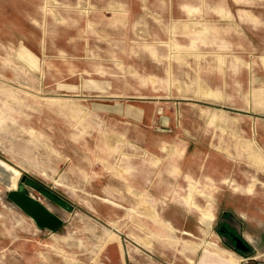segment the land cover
Instances as JSON below:
<instances>
[{"label":"rangeland","instance_id":"1","mask_svg":"<svg viewBox=\"0 0 264 264\" xmlns=\"http://www.w3.org/2000/svg\"><path fill=\"white\" fill-rule=\"evenodd\" d=\"M74 1V7L79 8L77 0ZM88 1L91 3L86 4L95 8L89 10L90 18L97 16L98 12L102 14L103 8L113 6L112 1L120 2L127 13L122 15V34L116 35V38H121L120 51H114L112 46L105 44L104 38L112 35L99 34L94 28L84 25V20L86 22L89 16L86 14L85 18L82 13H75L73 28L69 30L64 26L56 27L53 29L55 32L52 30V34H49L51 30L47 28L43 34L25 36L29 38L28 43H24L31 56L26 59L32 60L35 56L42 62L37 72L21 64L26 61L18 55L23 36L16 33L6 35L11 40L7 54L0 40V159L9 165L1 163L12 172L13 177L19 178L26 172L36 176L34 180L46 188V193L32 188H28V191L63 220L61 228L66 227L68 220L71 223L72 219L77 220L78 224L73 228L75 233L68 245L61 241L57 249L52 248L54 243L49 242L50 232L54 231L42 233L40 264H97L93 259L96 238L92 233L88 239L85 238L82 235L85 227L80 226L82 219L87 220L92 216L82 205L80 194L72 196L62 193L65 190L62 182L66 178L61 179L60 176L64 168L60 169L57 177L54 176L56 172L52 166L59 159L53 151L80 156L87 149L81 147L85 139L93 140V143L100 140L102 143L99 147H89L90 154L112 151L113 148L104 147V138L110 132L107 130L108 123L117 122H111L99 113L103 112V104L115 102H121L125 108V115L120 116L123 137L137 143L148 139L154 146L162 138L168 142H182L185 141L183 138H188V154L196 152L226 161L233 176L232 180L228 179L227 185L219 188L221 193L214 196L218 204L216 210L212 211L214 220L210 227L201 222V213L197 209L178 203L177 195L168 196L167 216L175 224H185L179 229L186 232L177 233L176 237L174 235L172 242L156 244L158 249L153 254L140 252V264H264V163L260 161L264 160V50L256 49L259 46L257 40L260 38L264 42V35L251 36L247 31L243 34L237 28H231L227 33L218 32L212 36L208 29L195 32L193 28H187V25H191V19L182 12L188 14L196 9L209 14L210 5L220 11V7L225 6L221 2ZM235 1L229 4L234 13L250 5L246 0ZM10 13L9 22L17 21V13ZM125 21L127 25H123ZM135 23L145 24L144 31L136 30L133 26ZM13 26L10 25L11 30L16 31L17 26ZM67 70L73 72V77L68 79L69 83L63 79L57 86L56 80L64 77ZM197 79L208 84L215 92L204 98L186 99L185 105L202 111L226 109L231 117L227 122L231 121L233 132L215 130L213 125L208 124L207 115H200V111L195 110L188 111L192 112L188 118L195 130L178 131L162 126L161 107L152 132L129 127L128 123L137 119L138 108L147 110L152 106H161L165 101H178L163 100V95L178 92L187 96L199 94L200 83ZM179 80L181 86L178 88ZM65 84L68 94H71L69 98L47 96L60 91V87L64 90L62 87ZM82 94H106L111 98H87ZM131 106L138 108L132 110ZM65 139H72L75 145L60 148L49 145L51 142L64 143ZM121 149L124 153L133 150L129 146ZM230 181L234 184L243 181L244 186L238 188L234 185L232 188ZM3 191L6 192V185L0 174V235L9 233L16 236L15 240L23 232L33 235L34 227L26 219H34L9 199L15 207L3 208V198L7 203V194H3ZM224 191L225 194L222 193ZM48 193H53L60 201L50 198ZM203 212L213 217L210 210ZM2 223L5 225L3 229ZM34 224L37 227L35 221ZM165 228L172 230L166 224ZM89 229L97 232L95 226ZM5 230L7 232L4 233ZM235 237L249 248L247 252L236 247ZM115 239L118 240L111 237L100 245V252ZM122 244L127 254L130 244L126 237L122 238ZM1 252L0 246V255ZM11 252L13 250L6 261L17 264V258H13ZM126 256V264H130ZM25 262L29 263V259Z\"/></svg>","mask_w":264,"mask_h":264},{"label":"crops","instance_id":"2","mask_svg":"<svg viewBox=\"0 0 264 264\" xmlns=\"http://www.w3.org/2000/svg\"><path fill=\"white\" fill-rule=\"evenodd\" d=\"M246 1L250 5L236 13L229 6L230 3H235V0H209L210 3L214 4L218 2L225 3V6H221L220 11H218L217 7L212 8L210 5L209 14H206L205 11L199 12L196 9L189 11L188 14L184 11L182 14L185 13L187 15L185 17L191 19V25H187V28H193L195 32H200L201 29L204 31L208 29L210 35L213 36L218 32L227 33L229 29L237 28V31L243 34L247 31V34H251V36L264 35V0ZM74 2V0H0V7L2 8L0 10V19L2 21L0 23V35H2L0 40L3 42L2 48L5 53L7 54L11 47L9 44L11 40L6 35L16 33V35L23 36L21 39L22 46L18 48V55L26 61L21 64L29 66L32 71L37 72L38 68L42 67V62L39 59L37 60L35 56L32 60L26 59L30 51L24 43L29 41L27 40L29 38L25 36L43 34L47 31V28L51 30L49 34H52V30L56 27L64 26L66 30H69L73 28L75 13H82L85 18V15L88 14L89 17L86 22L83 18L84 25L87 24L88 27L94 28L99 34L112 35L113 37H105L104 42L107 46H112L114 51L116 49L120 51L121 38H116V35L120 36L122 34L120 29L123 23L122 15L123 13L127 14L121 8L120 2L112 1L113 6L107 9L103 8L102 14L98 12L97 16L92 18H90L91 11L89 10H95V8L86 4L91 3L90 1L77 0L76 2L79 4L80 9L74 7ZM12 11L17 13V21L15 22H9L10 12ZM126 21L123 25L128 24ZM203 21L204 23H202ZM11 24L17 26L16 31L11 30ZM133 26L136 30L140 29L141 31H144L146 27L145 24L138 23L133 24ZM4 35L5 37H3ZM257 41L259 46L256 49L264 50L263 40L259 38ZM167 64L170 65L168 61ZM119 65L121 66V63ZM56 73L58 75V70ZM72 77V71H65V76L56 80L57 86L62 83L63 79L65 83H69L68 79ZM198 82L200 83L198 86L199 94L187 96L181 94V92H178V94L168 93L162 96L163 100L174 99L178 101H165L161 103V106H152L153 108L155 107L154 109L146 110L138 108V106L136 108L131 106L132 110L138 108V113L137 119L128 123L129 127L152 132L155 117L160 111L159 107H161L162 126H169L178 131L195 130V127L190 126L191 121L188 118L192 114V112L188 111L195 110L200 111V115H207L208 124L213 125L212 127L215 130L233 132L234 128L231 126V121H229L230 123L227 122L228 119L231 120V117L229 118V111L226 109L218 108L213 111L212 109L202 111L197 108H188L185 105L186 99L204 98L214 94L215 91L212 87L205 82H201V80ZM57 86L55 85V88L58 89ZM180 86L181 81L179 80L177 87L179 88ZM62 88L65 89L63 90L60 87V91L57 90L56 93L47 96L69 98L71 94H68L67 84ZM81 96L87 98H111L106 94L93 96L82 94ZM102 109L103 112L99 114H102L103 118L111 122H117V124L108 123L110 127L107 126V130L110 132L104 138V147L113 148L112 151H109L111 153L90 154L89 147H99L102 143L100 140L93 143V140L85 139L82 140L81 147L87 149L80 156L54 150L53 152L59 160L52 166L53 171L56 172L54 175L56 177L59 175L60 169L64 168L60 176L61 179L66 178L65 182H62L65 188L62 193L72 196L80 194L82 196V205L90 211L89 215L92 218L82 219L80 226L85 227L82 229V235L85 238L88 239V235L91 233L96 238L94 241L96 243V253L93 258L96 263L126 264V255H128L130 264H140L138 260L142 259L140 252L146 251L153 254L155 253L153 251L158 249L156 244L172 242L174 235L176 237V234L181 232L184 234L186 230L181 231L179 228L180 226L185 227V224H175L167 216L166 206L170 195L179 196L177 198L178 203H182L185 207L197 209L201 213V222L204 221L202 212L210 210L213 215L211 226L214 220L212 211L216 210L215 206L218 204V200L214 196L219 195L221 193L219 188L227 185L228 179L232 180L233 177L225 164L226 161L211 158L209 155L202 156L196 152L188 154V138H183L185 141L182 142H168L162 138L160 143L157 142L156 146L148 139H145L142 143H137L132 139L128 140L122 136L120 126V116L125 115V108L121 102L103 104ZM111 113L115 115H111ZM209 121L212 123H209ZM49 145L54 148H60L75 144L72 139H65L64 143L55 144L51 142ZM126 146L133 150L124 153L121 148ZM260 161L264 163L263 159H260ZM26 173L25 175L32 179L36 177L28 172ZM43 176L47 175L43 174ZM231 184L232 188L234 185L238 188H243L244 186L243 181L236 184L232 182ZM2 193L7 194L4 191ZM222 193L225 194L226 191ZM6 199L7 203H5L3 198V208L10 209L15 207L9 202L7 197ZM71 199L76 201L75 198ZM26 221L29 222L31 227H34L33 235H26L27 233L23 232L17 240H15L16 236L9 233L0 235V246L2 249L0 264H8L6 259L11 250H13L11 252L13 258H17V264H27L28 262H25L26 259H29L28 264L41 263L38 261L42 257V252L40 251L42 249L40 245L41 235L47 230L36 227L32 219L28 220L27 218ZM1 222L3 221L1 220ZM67 223L66 227L50 232L49 242L54 243L52 248L57 249L59 247L58 243L61 241L68 245L70 239H73V234L75 233L73 228L78 225L77 220L72 219L71 223L68 220ZM203 223L206 224L205 221ZM165 224L172 227V230L165 228ZM90 226H95L97 232H91ZM4 227L5 225L2 223V229ZM111 237H117L119 241L116 239L110 241L100 252L99 246L109 241ZM123 237H126L127 242L130 244V250L127 251V254L122 244ZM162 256H165L164 252H162ZM148 263L146 262V264Z\"/></svg>","mask_w":264,"mask_h":264},{"label":"water","instance_id":"3","mask_svg":"<svg viewBox=\"0 0 264 264\" xmlns=\"http://www.w3.org/2000/svg\"><path fill=\"white\" fill-rule=\"evenodd\" d=\"M1 162H6L0 159V174L6 185L7 198L25 214L31 216L38 228L49 231L60 229L63 225V220L37 199L33 198L28 191V188H32L40 193H46V188L26 175L14 179L12 172ZM6 164L9 165L8 163ZM11 182H14L15 185H11ZM234 240L238 249L245 252L249 250L242 240L237 237Z\"/></svg>","mask_w":264,"mask_h":264},{"label":"bare ground","instance_id":"4","mask_svg":"<svg viewBox=\"0 0 264 264\" xmlns=\"http://www.w3.org/2000/svg\"><path fill=\"white\" fill-rule=\"evenodd\" d=\"M14 179H17V177L16 176H14L13 177ZM12 185H15V183L13 182V184ZM203 219H204V221L206 222V224H207V226L209 227L210 226V223H211V221H212V216L209 214V213H207V212H203ZM203 221V222H204Z\"/></svg>","mask_w":264,"mask_h":264},{"label":"trees","instance_id":"5","mask_svg":"<svg viewBox=\"0 0 264 264\" xmlns=\"http://www.w3.org/2000/svg\"><path fill=\"white\" fill-rule=\"evenodd\" d=\"M48 195H49L50 198H53V199H55L56 201H60V199L57 198V196L53 195L52 193H48Z\"/></svg>","mask_w":264,"mask_h":264}]
</instances>
